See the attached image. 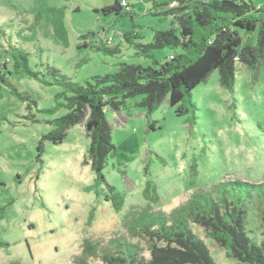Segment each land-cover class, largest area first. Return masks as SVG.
<instances>
[{
	"label": "rangeland",
	"instance_id": "1",
	"mask_svg": "<svg viewBox=\"0 0 264 264\" xmlns=\"http://www.w3.org/2000/svg\"><path fill=\"white\" fill-rule=\"evenodd\" d=\"M119 1L129 6L121 16L101 12L116 0H0V64L10 39L47 80L48 66L81 85L116 73L123 63L151 66L153 60L137 56L124 35L138 33L147 44L155 32L176 28L177 22L163 15L169 9L165 0ZM54 24L61 26L66 42L55 34ZM101 43L119 47L121 53L97 51ZM172 54L164 49L152 56L163 63ZM13 64L8 70H14ZM9 78L36 105L21 101L7 86L0 89V264H77L86 242L105 246L116 238L146 249L130 236L124 217L147 206L143 191L149 181L159 195L152 209L166 213L187 202L195 190L226 180L264 182V67L254 76L239 64L234 93L221 86L218 71L212 73L192 92L196 119L193 114L177 116L168 102L149 116L140 107L141 97L128 99L118 113L106 109L117 156L108 160L106 182L100 184L84 164L90 146L84 125L71 128L64 143L43 142L38 150L54 129L53 121L67 113L54 110L62 89L22 73ZM109 186L124 196L120 211L106 200L113 194ZM249 208L247 229L260 244L264 235ZM191 227L216 264L236 263L201 227ZM143 257L150 259V253L144 251ZM88 262L105 264L98 256Z\"/></svg>",
	"mask_w": 264,
	"mask_h": 264
},
{
	"label": "trees",
	"instance_id": "2",
	"mask_svg": "<svg viewBox=\"0 0 264 264\" xmlns=\"http://www.w3.org/2000/svg\"><path fill=\"white\" fill-rule=\"evenodd\" d=\"M163 5L169 7L163 15L173 16L176 28L155 32L152 42L147 44L141 42L138 33L124 35L136 55L152 59L153 64L143 67L123 63L116 73L94 77L84 85L50 66L46 68L47 80L45 74L30 67L29 54L8 39L0 64V89L7 86L21 101L36 105L32 95L19 91L12 83L9 76L14 72L62 89L56 96L58 104L54 110L65 109L67 113L53 121L54 129L42 138L40 152L43 142L60 145L67 140L71 128L84 125L90 139L84 164L91 166L98 184L105 183L104 169L108 160L117 156L106 109L118 113L128 99L141 97L140 107L149 116L168 102L176 108L177 116L193 114L196 119L192 92L212 73L218 71L221 86L234 93L239 64L245 65L254 76L264 67V0H165ZM125 7L129 8L128 4L116 0L101 12L105 16L113 13L121 16ZM54 31L66 42L60 25L54 24ZM164 49L173 54L163 63L153 59L154 51ZM96 50L110 56L121 53L119 47L109 48L103 43ZM11 62L13 71L8 70ZM191 172L193 177L197 176L196 164ZM109 189L113 194L106 200L120 211L124 196L114 187ZM143 197L147 206L129 211L124 225L132 238L145 243L146 249L117 238L105 246L88 241L76 263L89 264V258L98 256L105 264H216L205 242L193 232L191 226L195 224L208 239L226 250L235 264H264V240L258 244L247 229L252 206L264 235V182L226 180L209 190L198 189L187 202L169 213L152 209V205L158 204L159 195L151 181L147 182ZM144 251L150 253V259L143 257Z\"/></svg>",
	"mask_w": 264,
	"mask_h": 264
},
{
	"label": "built area",
	"instance_id": "3",
	"mask_svg": "<svg viewBox=\"0 0 264 264\" xmlns=\"http://www.w3.org/2000/svg\"><path fill=\"white\" fill-rule=\"evenodd\" d=\"M124 4H126V3L124 2Z\"/></svg>",
	"mask_w": 264,
	"mask_h": 264
}]
</instances>
